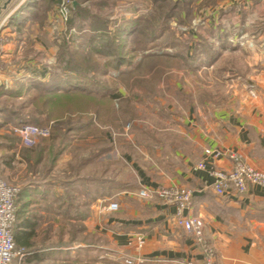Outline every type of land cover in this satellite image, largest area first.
I'll list each match as a JSON object with an SVG mask.
<instances>
[{
    "label": "crops",
    "instance_id": "1",
    "mask_svg": "<svg viewBox=\"0 0 264 264\" xmlns=\"http://www.w3.org/2000/svg\"><path fill=\"white\" fill-rule=\"evenodd\" d=\"M239 9L246 25L258 20L264 26V0L231 4V23L240 16ZM32 10L21 23H6L0 59L4 64L23 58L27 47L17 43V30L33 26L37 31ZM32 39L37 50L38 39ZM4 64L0 87L16 77L24 81L31 71L26 69L38 68L26 62L16 68ZM200 86L179 88L176 98L169 92L164 100L153 94L146 133L120 129L118 137L107 138L108 143L94 151L88 122L68 129L74 134L68 144L51 154L48 145L22 151L8 147L3 175L19 187L13 235L23 251L14 264H109V249L118 258H140L141 264H201L203 249L175 222L173 205L154 194L139 195L142 189L170 184L192 188L188 214L201 219L217 264H264V187L251 184L244 193L231 189L216 195L210 171L227 169L231 161L227 155L214 159L203 152L219 148L237 153L264 170V30L242 37L231 48V90L225 101ZM109 96L117 100L122 95ZM80 142L87 144L81 150ZM24 150L29 157L23 156ZM201 161L205 167L197 168ZM110 202L118 204L116 211L106 208ZM137 235L143 238L141 247Z\"/></svg>",
    "mask_w": 264,
    "mask_h": 264
},
{
    "label": "rangeland",
    "instance_id": "2",
    "mask_svg": "<svg viewBox=\"0 0 264 264\" xmlns=\"http://www.w3.org/2000/svg\"><path fill=\"white\" fill-rule=\"evenodd\" d=\"M242 1L71 0L73 13L69 25L54 29L51 21L58 1L11 0L8 8L18 9L25 2L29 5L16 17L19 23L28 17L30 7L41 19L37 21L36 32L33 26L17 30V43L25 42L27 49L22 59L13 58L5 64H15L16 68L20 62H26L38 68L26 69L31 70L29 74L19 76L24 75L22 79L29 81L23 83L13 77V81L2 85L19 93L16 96L0 93V176L4 178L3 160L8 147L22 151L48 145L47 152L51 154L55 147L68 144L74 135L68 129L85 122L91 124L94 132L93 151L106 145L111 137H118L120 129L127 134L134 130L146 133L148 101L153 94L164 100L169 92L176 98L181 88L203 85L212 89L221 103L225 101L231 90V48L242 37H253L264 30L258 20L246 25L242 9L237 10L240 16L231 23V4ZM125 23L129 27L127 32L117 34L116 28ZM31 37L38 39L37 50ZM3 64L0 61V67ZM72 75L86 77L89 84L82 87L69 84L56 93L47 87ZM80 91L90 93L95 100L100 97L113 100L114 110L110 108L112 112L104 113L101 103L76 100L73 93ZM109 94L122 96L116 100ZM21 124L48 127L49 134H33L30 142L24 144L17 131ZM79 145L81 150L87 144ZM29 155L23 151V156ZM96 167L93 172L98 174ZM108 252L109 264H120L116 252L111 249Z\"/></svg>",
    "mask_w": 264,
    "mask_h": 264
},
{
    "label": "built area",
    "instance_id": "3",
    "mask_svg": "<svg viewBox=\"0 0 264 264\" xmlns=\"http://www.w3.org/2000/svg\"><path fill=\"white\" fill-rule=\"evenodd\" d=\"M16 9L17 6L7 8L6 15L2 16L0 20V59L1 45L5 39L3 29L6 26L7 20H9V17ZM71 15V0H60L57 4L55 16L51 21L52 28L57 29L60 25H64L66 28L69 25ZM250 94L252 96L256 95L252 88H250ZM17 131L20 133L24 144L30 142V136L33 134H49L48 127H39L33 124H21L18 126ZM203 152L214 159L227 155L231 161L230 167L227 169L214 168L210 171L213 178L212 190L216 195H223L231 189H234L238 193H244L251 184L264 187V170L249 164L240 154L226 153L219 148H206ZM204 167L203 161L197 164V168ZM18 191L19 187L17 185H13L0 177V264H14V259L20 258L23 254V251L17 249L13 235ZM151 194L158 196L165 203L173 205L175 222L181 225L203 249V261L201 264H217L214 249L205 241L201 219L198 216L188 214L193 195L192 188L179 184H170L157 190L142 189L139 192L140 196ZM106 208L114 211L118 209V204L110 202ZM136 241L138 247L143 245L144 241L141 235L136 236ZM121 261L122 264H141L143 262L140 258H133L125 254L121 256ZM179 264L197 263L192 260H184L180 261Z\"/></svg>",
    "mask_w": 264,
    "mask_h": 264
},
{
    "label": "trees",
    "instance_id": "4",
    "mask_svg": "<svg viewBox=\"0 0 264 264\" xmlns=\"http://www.w3.org/2000/svg\"><path fill=\"white\" fill-rule=\"evenodd\" d=\"M52 2H54V1H58V3H59V1L60 0H51ZM28 2V1H27ZM27 7H29V5L25 2V3H23V5L22 6H20V7H18V9L14 12V13H12V15L9 17V19H10V21H9V23L11 22V24L12 23H14V22H18L16 19V17H19L20 15H21V12H22V10H24L25 8H27ZM74 10H75V8H74ZM72 13H73V9H72ZM35 17H37V19H41V16H37V15H35ZM72 17V16H71ZM70 17V19H69V23H70V21H71V18ZM17 25L19 24V23H16ZM127 24L128 23H125V24H122L121 26H119V27H117L116 28V30H115V32L117 33V34H124V33H126L127 32V28H129L128 26H127ZM14 26H16V25H14ZM126 27V28H125ZM17 28H18V26H17ZM15 29H16V27H15ZM20 29V28H19ZM17 30V29H16ZM116 34V35H117ZM30 80V79H29ZM28 79L26 80V81H29ZM26 81H22L23 83L24 82H26ZM51 82V81H50ZM57 83H56V85L54 84V85H52V84H46L47 85V87L48 88H52L53 90H51V92H53V93H56V91L57 90H61V88L62 89H64V87H66V86H68L69 84H71V85H73V86H77V87H82V86H87L88 84H89V81L87 82V79H86V77H84V76H80V75H76V76H67V77H65V79H63V80H60V79H57V81H56ZM84 88V87H83ZM3 93L4 95H14V96H16L17 95V92L19 93V91H17L16 89H14V88H10V89H5L3 86L2 87H0V93ZM74 95V98L76 99V100H80V101H83V103L85 102H88V101H91L92 102V100L94 101V103L95 102H98V103H101V105L103 104L104 106H103V109H104V113L105 112H107V111H109V110H111V112L114 110V107H113V100H111V99H109V98H99L98 100L96 99L95 100V98H93L92 97V95L90 94V93H88V92H82V91H80V92H75V93H73ZM96 107V106H95ZM110 108H112V109H110ZM107 114V113H106ZM47 120H48V117H47ZM49 120H50V118H49ZM1 177V176H0ZM1 178H3V177H1ZM4 179V178H3ZM19 192V191H18Z\"/></svg>",
    "mask_w": 264,
    "mask_h": 264
},
{
    "label": "water",
    "instance_id": "5",
    "mask_svg": "<svg viewBox=\"0 0 264 264\" xmlns=\"http://www.w3.org/2000/svg\"><path fill=\"white\" fill-rule=\"evenodd\" d=\"M11 0H0V13L8 8V4ZM76 5V2L73 1V6Z\"/></svg>",
    "mask_w": 264,
    "mask_h": 264
}]
</instances>
